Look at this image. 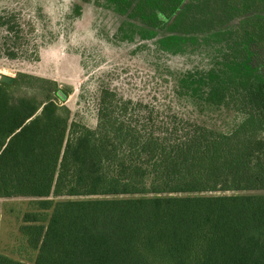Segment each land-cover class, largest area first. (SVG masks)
Returning <instances> with one entry per match:
<instances>
[{
    "label": "trees",
    "instance_id": "obj_1",
    "mask_svg": "<svg viewBox=\"0 0 264 264\" xmlns=\"http://www.w3.org/2000/svg\"><path fill=\"white\" fill-rule=\"evenodd\" d=\"M109 1L165 32L170 53L221 37L213 66L183 73L174 93L202 112L230 108V126L104 87L91 128L53 80L0 81V197L67 196L34 262L0 264H264V0ZM15 16L0 13L9 58L28 51Z\"/></svg>",
    "mask_w": 264,
    "mask_h": 264
},
{
    "label": "rangeland",
    "instance_id": "obj_2",
    "mask_svg": "<svg viewBox=\"0 0 264 264\" xmlns=\"http://www.w3.org/2000/svg\"><path fill=\"white\" fill-rule=\"evenodd\" d=\"M3 11L17 15L29 40L28 51L17 58L0 51V76L25 72L69 90L66 100H57L70 109L72 121L94 128L100 91L106 87L124 97L169 105L209 126H230V108L202 112L174 93L183 73L213 66L221 52L220 36L170 53L157 42L165 32L151 36L109 0H0ZM66 198L0 197V253L34 262L47 218L55 202Z\"/></svg>",
    "mask_w": 264,
    "mask_h": 264
},
{
    "label": "water",
    "instance_id": "obj_3",
    "mask_svg": "<svg viewBox=\"0 0 264 264\" xmlns=\"http://www.w3.org/2000/svg\"><path fill=\"white\" fill-rule=\"evenodd\" d=\"M0 81L7 82V83H13L14 82V76H11L8 74H2L0 76Z\"/></svg>",
    "mask_w": 264,
    "mask_h": 264
}]
</instances>
